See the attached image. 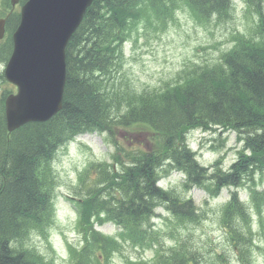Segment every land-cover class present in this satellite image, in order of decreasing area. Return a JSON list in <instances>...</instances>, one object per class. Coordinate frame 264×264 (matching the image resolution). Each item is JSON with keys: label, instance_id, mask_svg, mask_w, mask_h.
<instances>
[{"label": "trees", "instance_id": "obj_1", "mask_svg": "<svg viewBox=\"0 0 264 264\" xmlns=\"http://www.w3.org/2000/svg\"><path fill=\"white\" fill-rule=\"evenodd\" d=\"M0 2L3 16L11 8L10 0ZM249 2L260 11V0ZM170 3L172 7L186 5L203 19L211 11H222L227 6V0H170ZM170 13L165 0H95L68 43L63 109L48 122L30 123L9 134L4 109L7 93L0 95V264H38L23 253L13 255L8 240L20 236L27 224L41 220L50 193L48 161L57 145L72 136L93 131L114 136L118 129H125L148 134L152 141L146 150L128 151L122 147L113 156V163L103 162L90 169L89 173L96 172V179L81 190L86 192L85 198L75 202L86 236L83 250L74 253L75 264H100L98 254L107 255L117 247L110 236L94 228L96 223H113L122 238L151 246L155 234L141 225L152 227L149 217L159 216L154 211L159 206L164 205L180 221L197 219L192 200L181 199L174 190L165 192L157 187L161 174L183 171L188 177L185 189L205 187L217 195L225 186L242 184L256 169L264 171V47L249 41L238 38V48L223 57V65L211 68L196 65L180 75L174 87L145 94L138 102L133 98L134 106L125 116L109 119L111 104L107 91L101 89L108 88L107 75L116 64L118 42L125 38V30L134 28L141 18L151 27L153 17L162 23ZM18 22L19 15L12 13L9 28ZM260 34L264 35V13ZM11 50L9 39L0 47V62L8 58ZM123 99L120 94L111 103L119 108ZM215 126L238 131L246 145L229 171H223L220 159L209 175L190 151L186 133L191 128ZM248 151L250 156L246 154ZM165 160L171 162L164 166ZM156 192L171 203H156L152 196ZM105 195L107 200L102 199ZM257 208L261 205L257 204ZM236 213L243 215V209L234 194L225 209L223 223L228 226ZM233 239L240 242L238 234ZM160 264H199V256L174 252L170 257H161Z\"/></svg>", "mask_w": 264, "mask_h": 264}, {"label": "clouds", "instance_id": "obj_2", "mask_svg": "<svg viewBox=\"0 0 264 264\" xmlns=\"http://www.w3.org/2000/svg\"><path fill=\"white\" fill-rule=\"evenodd\" d=\"M260 3L257 11L249 0H227L226 8L213 10L203 19L188 6L172 7L170 0H165L171 13L162 23L153 17L151 27H147L141 18L134 28L126 29L115 53L118 68L112 73V86L101 89L107 91L111 104L109 119L119 120L134 106L133 98L138 102L145 94L163 90L190 65H223V57L238 48V38L264 47V35L260 34L264 0ZM128 23L131 25V20ZM117 93L124 96L119 108L111 103ZM86 138L90 137L72 136L52 153L47 164L50 193L46 211L39 222L27 224L20 236L8 240L13 255L23 253L38 264H75L74 253L83 250L86 236L81 212L69 197L90 187V182L85 184L86 175L94 165L108 159L97 142ZM246 154L250 156L251 152ZM170 162L165 160L164 166ZM168 180L167 187L161 183L157 186L186 198L181 183L186 174L176 173ZM241 187L248 192L247 199L239 201L243 215L234 214L228 226L223 221L231 202H222L219 195L194 200L196 220L180 221L171 212L161 213L157 208L154 211L160 215L149 217L152 227L141 225L155 234L151 246L133 243L122 238L119 230L113 231L110 238L117 247L107 255L99 253L100 264H160L161 257L180 251L198 254L199 264H264V207L258 210L253 198L254 192H264V172L256 169ZM81 198H85L82 191ZM102 199L107 200L108 196ZM236 234L244 243L234 241Z\"/></svg>", "mask_w": 264, "mask_h": 264}, {"label": "water", "instance_id": "obj_3", "mask_svg": "<svg viewBox=\"0 0 264 264\" xmlns=\"http://www.w3.org/2000/svg\"><path fill=\"white\" fill-rule=\"evenodd\" d=\"M18 0H13V4ZM93 0H28L14 34L15 51L6 70L19 92L6 101L9 130L46 122L62 108L66 45ZM0 20V39L5 33Z\"/></svg>", "mask_w": 264, "mask_h": 264}, {"label": "rangeland", "instance_id": "obj_4", "mask_svg": "<svg viewBox=\"0 0 264 264\" xmlns=\"http://www.w3.org/2000/svg\"><path fill=\"white\" fill-rule=\"evenodd\" d=\"M0 89H3V86L0 85ZM82 136L90 137L86 139H92L94 142H97L102 148L103 152L108 156L107 161L111 162V159H112L111 155L114 152L115 148H113L110 144L106 143L103 136H101L100 134H96V133L85 134ZM224 137H228V141L226 145L222 147ZM134 140L136 141L135 143H137V142H140L142 138L139 136H136L134 137ZM119 141L128 145L129 147H133L135 145V143L131 145L129 142H126L125 138H122V137L119 138ZM189 141H190V145L195 150L199 151V160L202 164L211 165L215 162V160H217L223 154H225V157H226L225 167H229L237 159V150L239 149V145L236 144L235 134L233 133L224 134L222 135V137H220V135H217L216 137H214V136H210L207 133L201 134L198 132L195 134H191ZM207 143L210 146L217 147L218 149L215 151L214 150L202 151V148ZM229 196H230L229 190L225 189L220 196L221 201L222 202L228 201ZM72 197H75V196H72ZM191 197L193 198V200H196L197 202H199L201 199H206L208 197V194L205 190L196 188L191 191ZM100 229L105 234H108V235L113 231L119 230L115 225L110 224V223L106 224Z\"/></svg>", "mask_w": 264, "mask_h": 264}, {"label": "bare ground", "instance_id": "obj_5", "mask_svg": "<svg viewBox=\"0 0 264 264\" xmlns=\"http://www.w3.org/2000/svg\"><path fill=\"white\" fill-rule=\"evenodd\" d=\"M158 194H160V195H158ZM152 196H155V201H156V203H160V202H163V201H167V202H170L171 203V201L170 200H165L164 198H163V196L161 195V193L159 192V193H157L156 192V194H153ZM164 206V205H163ZM165 207V206H164ZM6 241V240H5Z\"/></svg>", "mask_w": 264, "mask_h": 264}]
</instances>
